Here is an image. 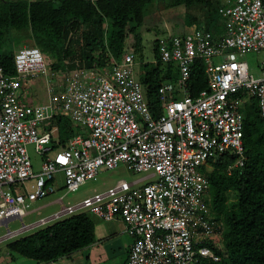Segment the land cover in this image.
Wrapping results in <instances>:
<instances>
[{"label": "built area", "instance_id": "built-area-1", "mask_svg": "<svg viewBox=\"0 0 264 264\" xmlns=\"http://www.w3.org/2000/svg\"><path fill=\"white\" fill-rule=\"evenodd\" d=\"M219 13L221 36L202 27L157 38L159 60L175 62L179 71L177 82L158 88L160 114L135 75L133 50L108 66L60 72L49 67L39 47L17 48V73L0 66V222L18 218L26 227L31 204L55 193L60 175L62 187L75 191L102 170L124 164L149 173V179L142 185L120 180L75 205L61 196L57 215L87 209L105 220L122 218L133 237L125 264L220 261L224 223L209 212L203 167L224 153L236 158L229 172L245 165L243 109L249 97L259 100L264 129V0H222ZM248 51L263 53L259 76L243 58ZM198 58L209 86L192 96L189 80ZM41 75L47 100L23 102L21 78ZM60 114L83 128L67 147L53 150L57 126L49 125ZM31 143L43 156L39 170L28 151Z\"/></svg>", "mask_w": 264, "mask_h": 264}, {"label": "trees", "instance_id": "trees-1", "mask_svg": "<svg viewBox=\"0 0 264 264\" xmlns=\"http://www.w3.org/2000/svg\"><path fill=\"white\" fill-rule=\"evenodd\" d=\"M221 4L222 0H0V66L9 75L17 73L16 45L24 39L32 40L28 45L39 47L56 71L111 65L128 50L140 51V28L160 5L163 14L183 17L189 30L179 34L204 27L218 37L224 31ZM154 43L158 60L146 65L140 80L151 109L160 114L158 88L166 81L177 82L179 71L175 62L159 60L157 39ZM208 86L205 62L198 58L192 66L189 92L197 96ZM243 110L245 165L229 172L236 158L224 153L203 167L209 178V212L224 223L225 254L220 261L202 259L197 264H264V129L259 100L249 97ZM56 124L53 150L67 147L79 132L78 125L63 114L56 116ZM232 193L237 195L234 200ZM95 239L90 214L80 211L11 240L8 248L12 254L49 262Z\"/></svg>", "mask_w": 264, "mask_h": 264}, {"label": "rangeland", "instance_id": "rangeland-1", "mask_svg": "<svg viewBox=\"0 0 264 264\" xmlns=\"http://www.w3.org/2000/svg\"><path fill=\"white\" fill-rule=\"evenodd\" d=\"M162 6H159V10L153 9L151 15H149L146 19V22L141 26L140 33L143 37V44L140 51L137 53L135 50L136 56V63L134 66L135 75L138 79L141 78L142 72L145 71L146 65H152V62L155 60V39L159 36H167L173 34L184 33L189 30L186 23L182 20V16L180 14L169 15L167 13L163 14L165 11L161 9ZM163 10V11H162ZM176 11L179 12V8H176ZM32 40L24 39L20 44L16 45V48L21 47L23 45L30 44ZM243 58L247 60L251 66V72H253L256 76L261 75V64L263 61V53H258L255 51H248ZM219 58H215V61H218ZM45 77L38 76V77H22L21 78V89L19 91V96L22 101L29 104L37 103L38 100L35 97L37 94V86L40 87V93L44 96L47 92L45 91ZM26 84L27 87H23ZM51 127L57 126V124L50 123ZM82 126L78 125L79 131L82 130ZM55 137L58 136V129L53 131ZM28 151L29 154L34 162L35 168L39 170L43 156L39 154L35 150V144L31 143L28 144ZM53 154V152H50ZM145 173H135L129 169L124 164L118 165L116 168L113 169H104L100 172V174L94 178L86 181L83 183L77 190L67 192L63 185V176H59V185L60 188L55 192L50 194L45 199H42L40 202H46L48 200H55L61 196H65L64 202L66 204H78L82 202L87 197L93 196L98 192H102L109 187L115 185L120 180H127L128 182H132L134 179L143 176ZM16 189H21L20 184H16ZM236 193H232L231 199H236ZM62 207L60 202L53 204L44 212L42 215L37 214L34 212L31 216L24 217V223H29L32 220H39L42 216H47L52 213L59 211ZM78 211H81L78 210ZM87 211V209L85 210ZM23 226V221L21 219L14 220L9 222L8 225L2 224L0 225V234H7L10 231L16 230ZM31 230H27L23 233H30ZM6 242H1V246H5ZM2 261V258L0 259Z\"/></svg>", "mask_w": 264, "mask_h": 264}, {"label": "crops", "instance_id": "crops-1", "mask_svg": "<svg viewBox=\"0 0 264 264\" xmlns=\"http://www.w3.org/2000/svg\"><path fill=\"white\" fill-rule=\"evenodd\" d=\"M157 39V38H156ZM22 86V85H21ZM46 91V85H44ZM37 103H42L47 100L48 96H44L40 93V87L37 86ZM24 102V101H23ZM34 103V104H37ZM29 104V103H27ZM31 105V104H30ZM149 173H145L143 176L134 179L132 182L136 185H142L149 178ZM135 181H137L135 183ZM117 184V183H116ZM114 186V185H113ZM110 188V187H109ZM108 188V189H109ZM107 190V189H106ZM104 190V191H106ZM49 196V195H48ZM46 196V197H48ZM38 199L31 204L29 213L26 216H31L34 212L42 215L44 210L49 208L55 203H58V199L48 200L46 202H40L42 199ZM61 209L55 213L47 216H42L39 220L35 219L29 223H25L26 227L18 228L10 231L7 234H0V243L6 242L5 246L0 245V264H125L129 257V252L133 243V237L127 232L126 224L120 217H116L112 220H105L101 216L87 210L95 224L96 239L90 245L72 252L70 255L59 257L49 262H37L27 257L20 256L18 254H12L8 248V243L20 236L27 230L34 231L37 228L53 223L54 221L71 214H59ZM80 212V211H77ZM76 213V212H74ZM73 214V213H72ZM18 220L13 218L6 222H0V225ZM28 234V233H26Z\"/></svg>", "mask_w": 264, "mask_h": 264}]
</instances>
